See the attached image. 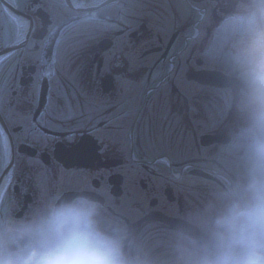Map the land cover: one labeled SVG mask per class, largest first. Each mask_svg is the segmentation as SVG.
I'll list each match as a JSON object with an SVG mask.
<instances>
[{
  "label": "flooded vegetation",
  "instance_id": "1",
  "mask_svg": "<svg viewBox=\"0 0 264 264\" xmlns=\"http://www.w3.org/2000/svg\"><path fill=\"white\" fill-rule=\"evenodd\" d=\"M233 3L0 0V194L24 205L40 182L104 186L130 242L168 264L177 214L228 172L224 145L201 142L231 136L235 91L192 76L225 75L215 56Z\"/></svg>",
  "mask_w": 264,
  "mask_h": 264
},
{
  "label": "clouds",
  "instance_id": "2",
  "mask_svg": "<svg viewBox=\"0 0 264 264\" xmlns=\"http://www.w3.org/2000/svg\"><path fill=\"white\" fill-rule=\"evenodd\" d=\"M215 59L234 84L230 167L209 198L177 214L168 264H264V0H234ZM21 205L0 194V264H157L112 216L109 190L40 182Z\"/></svg>",
  "mask_w": 264,
  "mask_h": 264
},
{
  "label": "rangeland",
  "instance_id": "3",
  "mask_svg": "<svg viewBox=\"0 0 264 264\" xmlns=\"http://www.w3.org/2000/svg\"><path fill=\"white\" fill-rule=\"evenodd\" d=\"M216 93V92H215ZM225 96H222L220 94V92L216 93V106H215V129H217L220 126V123L223 121V119L228 120V110L230 108V92L229 91H225ZM221 95V97H220ZM219 97L221 98V100L219 99ZM234 123H230L229 125L233 126H237L239 124V116L237 111L234 113L233 116ZM209 121H211L210 119H208ZM215 155L216 158L218 159V161L225 166V168L227 170H229L230 167V157L228 156V154L226 152H224L223 150L221 151V153H217V151H215ZM147 249L150 251L152 249V247H157V243L156 242H151L149 244L146 245ZM160 255L158 254V252H156L155 256L153 258H155L156 261L159 262L160 259Z\"/></svg>",
  "mask_w": 264,
  "mask_h": 264
},
{
  "label": "water",
  "instance_id": "4",
  "mask_svg": "<svg viewBox=\"0 0 264 264\" xmlns=\"http://www.w3.org/2000/svg\"><path fill=\"white\" fill-rule=\"evenodd\" d=\"M214 140H216V139H214Z\"/></svg>",
  "mask_w": 264,
  "mask_h": 264
}]
</instances>
